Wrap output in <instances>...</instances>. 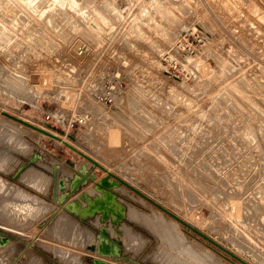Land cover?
I'll list each match as a JSON object with an SVG mask.
<instances>
[{"label": "rangeland", "instance_id": "1", "mask_svg": "<svg viewBox=\"0 0 264 264\" xmlns=\"http://www.w3.org/2000/svg\"><path fill=\"white\" fill-rule=\"evenodd\" d=\"M168 55L178 77L167 73ZM0 117L28 150L0 149V193L12 185L0 221L15 219L12 227L0 224L11 234L0 231L11 239L0 264L96 258L71 238L53 239L56 213L34 218L53 199L52 186L45 192L54 166L59 177L72 173L58 200L88 186L71 188L80 173L94 175V184L104 173L18 118L76 143L125 181L105 220L78 214L81 195L57 203L95 236L111 224L120 238L126 223L134 243L125 253L119 246L118 261L198 264V252L220 264H264V0H0ZM29 166L23 177L34 189L19 178ZM127 207L150 215L147 225L128 222ZM161 215L196 252L171 247L167 233L153 229Z\"/></svg>", "mask_w": 264, "mask_h": 264}, {"label": "bare ground", "instance_id": "2", "mask_svg": "<svg viewBox=\"0 0 264 264\" xmlns=\"http://www.w3.org/2000/svg\"><path fill=\"white\" fill-rule=\"evenodd\" d=\"M259 11V10H258ZM254 32H257V31H254ZM257 34H259V33H257ZM215 55V54H214ZM216 60H217V57H216ZM219 60V59H218ZM218 62V61H217ZM219 62H220V60H219ZM218 64H220V63H218ZM220 66V65H219ZM4 112V111H3ZM11 115V114H10ZM1 118V117H0ZM3 118V117H2ZM8 118V117H7ZM16 119L18 118V117H15ZM8 119H10V118H8ZM11 120V119H10ZM18 120H20L21 122H23L24 124H26V125H24L23 123H19V122H17L18 124H20L21 126H23V127H25V128H27V129H30V130H33V131H35L36 133H39L40 134V132L38 131V130H41V131H44L45 133H46V135L48 136V137H50V138H52L53 140L54 139H56V140H58V141H60V142H64V143H67L68 144V146H70L72 149H73V151L75 152V153H77V155L78 156H80L81 158H83L86 162H87V165L88 164H90L91 166H93L95 169H97V170H102V172L104 173V177L103 178H108V180H109V182L110 183H116L117 185H115V186H113V187H111L109 190H108V192L110 193V194H112L113 192H114V194H115V192H119V194L120 195H123L122 194V192H121V187H123V184L122 183H125V181H123V180H121V179H119V178H117L116 176H114L113 174H111V172L109 171V169L107 168V166L105 167V165L104 164H102V163H100L99 161H96L93 157H91L90 155V157H87L86 155V153H84L83 151H81V150H79L76 146L77 145H75L76 143H74V142H72V141H70V140H67L66 138H61L60 136H57L56 134H54L53 132H51V131H47L46 129H44V128H42V127H40V126H36L35 124H33V123H30V122H28V121H26V120H23V119H19L18 118ZM3 121V120H2ZM2 121H0V149L1 150H3L2 148H6V149H8V150H16V152H13V153H17V154H20L19 153V151L21 152V153H23L24 152V150L26 149V146H25V140L23 141V139H21V138H19V137H15V132L17 131L16 129L14 130V128H12V127H10L11 126V124H10V126L8 125L10 122H8L7 123V125H5L4 123H5V121H4V123L2 122ZM8 121V120H7ZM13 121V120H12ZM14 122H16V121H14ZM27 125H29L30 127H33V128H30V127H28ZM9 126V127H8ZM12 130H11V129ZM14 130V131H13ZM21 132H22V129H21ZM23 133V132H22ZM20 134V133H19ZM18 134V135H19ZM14 137H15V139H14ZM83 137V136H82ZM86 138V137H85ZM87 139V138H86ZM86 141H88V140H85V142ZM6 149L5 150H3L4 151V153L2 154V155H6V152H8V151H6ZM27 150V149H26ZM28 151V150H27ZM12 152V151H11ZM27 153V152H26ZM44 153V152H43ZM47 157V156H46ZM90 158H93V159H90ZM45 158H43V160H44ZM59 159V158H58ZM46 160H48L47 158H46ZM93 160H95V161H93ZM49 161V160H48ZM62 162V161H61ZM37 163H38V161H37ZM36 164V163H35ZM85 165V164H84ZM21 166V165H20ZM36 166V165H35ZM37 166H38V164H37ZM30 167H33V166H29L28 168H26L22 173H21V175L19 176V178H20V180L23 178V175H24V173L26 172V170L27 169H29ZM54 171H55V173L53 174V176H51V182H50V186H49V188H48V190L45 192V193H47L48 191H50V188H51V186H52V189H54V195H53V199H52V201H50L51 203H48V202H45V204H43L44 205V209L46 210L45 212H46V214L42 217V215L39 213V215L38 216H36L35 218H34V220H43L45 217H49L53 212L54 213H56L55 214V216H54V218L52 219L53 221L51 222V232H52V236H53V239L55 240L56 239V235H58L59 237H63L64 239L65 238H68V239H70L71 238V240H73V242H75L76 244H77V246L75 245V243H73L72 244V246H74L75 247V249H80V250H82V251H84V252H86V253H89V254H91V256L92 255H94V256H96V258H92V259H96V260H100V261H102V262H105V263H107V264H128L127 262H121V261H118L116 258H112L111 256H100L98 253H97V251H96V248H97V246H98V244H99V239L97 238V236H95L94 235V233L90 230V229H86L85 231H87V233H85V232H82V233H80L79 232V230L77 231V229L76 228H74V225L75 226H82L81 224H79L78 222V220H76V219H74L71 215H70V213L67 211V210H65V209H63V207L61 206V205H57V203H58V198L60 197V191H63L64 189H66L67 187H68V182H67V180L65 179V177L67 176V177H71V175H72V173L71 174H65V175H63V176H58V171L60 170V167H55L54 166ZM74 171H76V170H74ZM74 174V173H73ZM37 176V175H36ZM39 176H40V174H39ZM38 176V177H39ZM65 176V177H64ZM94 175H89V176H86V178H87V181H85L86 183H94L93 182V179L91 178V177H93ZM29 177V176H28ZM25 177V179H27V181L29 180V181H31L32 182V180H31V178L29 177ZM41 177V176H40ZM18 178V179H19ZM35 178V177H34ZM39 179L41 180V178H35L34 179V182H36V183H38L39 182ZM70 179V178H69ZM116 179H118V180H120V184H119V182H116L117 180ZM43 180V179H42ZM84 181V180H83ZM41 182V181H40ZM39 182V183H40ZM44 182H45V180H44ZM99 182V181H98ZM98 182H96L95 184H93V186H91L90 187V189H87L88 188V186H86V187H83L82 189H83V193L82 194H79V195H81V197H79V200H81L80 201V208L78 207V206H76V207H78V209H80V212H82V210L84 209V207L85 206H87L88 205V203H89V201L91 202V200H90V198L89 197H92V196H95V195H100V192L95 188V186H96V184L98 183ZM29 183V182H28ZM61 183H62V185H61ZM127 183V182H126ZM34 184V183H33ZM112 185V184H111ZM43 186V185H42ZM11 188H12V185H9V184H6L5 186H4V188H3V191L0 193V201H2L6 196H7V194L9 193V191L11 190ZM43 188V187H42ZM81 189V190H82ZM80 190V191H81ZM80 191H77L76 192V194H74L73 195V197L72 198H74V199H76V198H78V193H80ZM13 194V193H12ZM83 194H85V195H83ZM9 195V194H8ZM11 196V195H10ZM72 198H67L66 199V201L68 200V202L69 201H71V199ZM6 200V199H5ZM73 200V199H72ZM8 201V200H7ZM7 201H5V202H7ZM120 201H121V199H120ZM9 202H10V200H9ZM8 202V203H9ZM11 204H9V206H10ZM24 205H29V204H24ZM1 206V205H0ZM21 206V205H20ZM13 211H16V214L15 215H18V216H20V214L21 213H23V212H21V210H20V207H18V205H14V207H13V209H12ZM7 211V210H6ZM10 213V212H9ZM13 214H14V212H13ZM12 214V215H13ZM41 215V216H40ZM152 216H154L153 214H151ZM11 216V215H10ZM26 216H28V217H33V212L31 213L30 212V215L29 214H25V217L24 218H26ZM83 216H85L84 214H83ZM125 216H126V220L128 221V222H130L129 220H131V222L134 220V222L133 223H139L140 225H147V223L149 222V218H150V215L148 216V215H140V214H138L137 213V211H135L134 209H132V208H130L129 210H128V207L126 208V213H125ZM12 219H11V221H0V224H2V225H5V226H8V227H12L13 226V224H12V222L15 220L13 217H11ZM56 218V219H55ZM155 218H156V220H157V222H153V221H151L152 222V224L154 225V227H153V229H155L156 227V225H158L159 226V229H160V231H161V233H163L164 235H165V233H167V235H165V237L168 239V244L171 246V247H175V245L178 243V245L180 246H183V247H185V250L186 249H188L189 251H191V252H196V250L195 249H193L192 247H190V245L188 244V242L186 241V238L183 236V234H182V232H181V230L179 231L178 230V228H179V225H176V223H170V225H168V224H166V223H164V218L162 217V215L160 216V217H156L155 216ZM14 219V220H13ZM129 219V220H128ZM2 220V219H1ZM17 220V219H16ZM154 220V219H153ZM184 221H186V220H184ZM191 221V220H190ZM188 222V221H187ZM24 223L25 222H23V220L21 221V222H17V225H24ZM31 222H29V223H27L25 226H24V228H22L24 231H25V228H27L28 226H29V224H30ZM72 223H74V225H72ZM157 223V224H156ZM190 223V222H189ZM38 224V223H37ZM93 224H94V226H96V227H99L100 226V224H101V221H100V219H99V217L97 216L96 217V219L93 221ZM124 224H126V223H122L121 224V226H120V231L122 232V236H119L120 238H116V233H115V230H114V228L112 227V225L110 224V226H108L107 225V228H106V230L109 232V234H110V238H112V239H115V240H118V241H120L121 242V245H122V248H123V250H124V253L125 252H127L128 251V248L130 247V246H132L131 244L132 243H134V241L133 242H131V238L127 235V234H125V229H124ZM150 224V223H149ZM148 224V226H150L149 228H151L152 229V226L151 225H149ZM36 225V224H35ZM42 228H44V227H42ZM4 229V228H3ZM0 231H2V234H7V235H11V234H9L8 232H6V231H4V230H1L0 229ZM151 232H155V230L153 231H151ZM157 232H158V230H157ZM1 233V232H0ZM158 234V233H157ZM118 235V234H117ZM62 238V239H63ZM137 238V237H136ZM136 238H135V241H136ZM2 239H4V238H0V250L1 249H4V248H6L9 244H10V242H11V239H9L8 237L6 238L7 239V241H6V243L5 244H1V242H2ZM15 239V238H14ZM60 240V239H59ZM67 240V239H66ZM66 240H64L65 241V243H66ZM133 240V239H132ZM69 241V240H68ZM68 241H67V243H68ZM62 242V241H61ZM70 242V241H69ZM66 243V244H67ZM70 244V243H69ZM139 244V243H138ZM31 245V244H30ZM64 245V244H63ZM130 245V246H129ZM178 245H177V247H178ZM68 246V245H67ZM71 246V245H70ZM137 246V245H136ZM48 248H50V251L55 255V251H56V248L54 247V246H47ZM70 248V247H69ZM72 248V247H71ZM126 249H127V251H126ZM131 249H133V247H131ZM180 249V248H179ZM178 250V249H177ZM131 251H133V250H131ZM129 252V251H128ZM182 252H183V250H182ZM190 252V253H191ZM123 253V254H124ZM189 253V254H190ZM197 253V254H196ZM195 253V256L197 255V258H198V261H197V263L198 264H220L218 261H217V259L213 256V255H211L210 253H208V254H205V255H203V254H200V253H198V252H196ZM192 254V253H191ZM185 255V254H184ZM186 256V255H185ZM188 256V255H187ZM192 256H194V255H191V257ZM88 257H90V256H88ZM189 257V256H188ZM190 257V258H191ZM59 258V257H58ZM82 255H75V257L74 258H68V259H60V260H63V261H67V262H70V263H72V264H78V263H81L82 262ZM186 258V257H185ZM174 259V258H173ZM189 259V258H188ZM192 259V258H191ZM194 260V259H193ZM174 262H175V260H174ZM173 261H172V264L174 263ZM176 262H179L178 260H176ZM194 262H196L195 260H194ZM83 263V262H82ZM168 263V262H167ZM169 263H170V261H169ZM35 264V263H34ZM175 264V263H174ZM180 264V263H179ZM182 264V263H181Z\"/></svg>", "mask_w": 264, "mask_h": 264}, {"label": "water", "instance_id": "3", "mask_svg": "<svg viewBox=\"0 0 264 264\" xmlns=\"http://www.w3.org/2000/svg\"><path fill=\"white\" fill-rule=\"evenodd\" d=\"M19 121V120H18ZM20 123H23L19 121ZM24 124V123H23ZM26 125V124H24ZM30 127L29 125H27ZM33 128V127H30ZM34 129V128H33ZM40 133L46 134L44 131L38 130ZM81 177H76L73 182L71 183V188L78 189L79 185H83L87 181L86 175L84 172L80 173ZM94 177V176H93ZM91 177V178H93ZM84 180V181H83ZM117 182L120 183V180L116 179ZM112 184V185H111ZM62 185V183H61ZM117 185L116 183H110L108 178H102L99 180V182L96 184L95 188L100 192L102 195V198L100 200H93L92 203H88V205L82 210V212L78 213L82 217H88L92 216L95 212L103 214L102 220H105L108 217L109 213H112V210L109 208L111 203L113 202V195L108 192V190ZM75 192V191H74ZM54 195V189H52V198ZM66 198H61L58 200V202L65 201ZM69 210H72L70 207H68ZM73 212H75L73 210ZM77 213V212H76ZM83 214L85 216H83ZM120 217L122 216L119 214ZM99 239V244L96 248L97 253L100 256H111L112 258H118L120 256V250L119 246L121 245L120 241H116L115 239L110 238L109 232L105 228H101L99 231V235L97 236ZM7 241L6 238L2 239L1 244H5ZM127 260V258H126ZM93 264H107L105 262H102L100 260L93 259Z\"/></svg>", "mask_w": 264, "mask_h": 264}, {"label": "built area", "instance_id": "4", "mask_svg": "<svg viewBox=\"0 0 264 264\" xmlns=\"http://www.w3.org/2000/svg\"><path fill=\"white\" fill-rule=\"evenodd\" d=\"M179 45V44H178ZM181 48H183V44H181L180 45V50H182L183 51V49H181ZM168 58H169V55H168V57L167 58H165V60L164 61H166L167 63V69L169 68V69H172V71L173 72H171L170 70H168L169 72H167V73H169L171 76H173V77H178L177 76V72L179 71V70H181L180 69V67L177 65V64H175V62H173V61H170V60H168ZM173 64V67H171V65ZM165 69H166V67H165ZM165 71V70H164Z\"/></svg>", "mask_w": 264, "mask_h": 264}, {"label": "crops", "instance_id": "5", "mask_svg": "<svg viewBox=\"0 0 264 264\" xmlns=\"http://www.w3.org/2000/svg\"><path fill=\"white\" fill-rule=\"evenodd\" d=\"M22 179L25 180L24 177H23ZM25 181H26V180H25ZM26 183H27L31 188H33V187H32L27 181H26ZM93 184H94V183H90V184H88V186H93ZM33 189H34V188H33ZM36 191H38V190H36ZM39 192H40V191H39ZM83 192H84V191H83V189H82V190L80 191V193H78V195L81 194V193H83ZM42 193H43V192H42ZM33 196H34V195H33ZM71 200H72V199H71ZM73 200H74V198H73ZM22 204H27V203H26V202H23ZM22 204H21V205H22ZM47 218H48V217H47ZM47 218H46V219H47ZM78 223H79V222H78ZM79 224H80V223H79ZM72 225H74V223H72ZM74 228H76L77 231L79 230L80 233H82V232L87 233V231H85V230L88 229L87 227H84V226H78V227H77V226H75V225H74ZM81 231H82V232H81ZM28 259H29L28 262L31 263V264H33V259H35V258H30V257H29ZM28 259H27V260H28ZM35 260H37L38 262L40 261V260H38V259H35ZM41 264H42V262H41Z\"/></svg>", "mask_w": 264, "mask_h": 264}]
</instances>
